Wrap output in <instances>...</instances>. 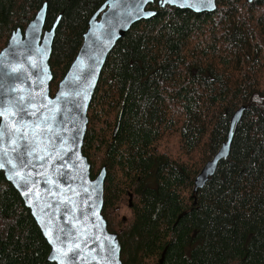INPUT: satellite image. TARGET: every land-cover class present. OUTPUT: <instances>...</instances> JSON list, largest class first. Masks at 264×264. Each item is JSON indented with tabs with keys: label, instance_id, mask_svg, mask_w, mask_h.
<instances>
[{
	"label": "trees",
	"instance_id": "obj_1",
	"mask_svg": "<svg viewBox=\"0 0 264 264\" xmlns=\"http://www.w3.org/2000/svg\"><path fill=\"white\" fill-rule=\"evenodd\" d=\"M104 1L0 0V49L45 2L43 28L59 16L53 94ZM148 8L155 14L133 23L103 64L82 144L92 178L105 166L102 213L120 259L264 264V0H216L213 11L198 13L157 0ZM241 105L228 156L191 196ZM49 250L0 172V264H56Z\"/></svg>",
	"mask_w": 264,
	"mask_h": 264
},
{
	"label": "water",
	"instance_id": "obj_2",
	"mask_svg": "<svg viewBox=\"0 0 264 264\" xmlns=\"http://www.w3.org/2000/svg\"><path fill=\"white\" fill-rule=\"evenodd\" d=\"M153 1L105 0L89 18L79 49L53 94L49 58L59 16L44 29L45 2L23 30L11 32L0 50V127L5 129L0 136V172L30 210L50 247V262L123 264L117 234L107 229L102 213L105 166L92 178L82 144L103 64L133 23L155 14L148 8ZM157 4L196 13L216 8V0H157ZM243 109L241 105L235 110L226 139L194 177L191 196L228 156ZM119 123L120 114L113 136ZM128 201L131 204V194Z\"/></svg>",
	"mask_w": 264,
	"mask_h": 264
},
{
	"label": "snow or ice",
	"instance_id": "obj_3",
	"mask_svg": "<svg viewBox=\"0 0 264 264\" xmlns=\"http://www.w3.org/2000/svg\"><path fill=\"white\" fill-rule=\"evenodd\" d=\"M145 2H147V0H145ZM12 71H16V69H12ZM22 99H23V98L21 97V100H22ZM20 110L23 111L24 109L21 108ZM4 133H5V129L2 128V127H0V136H3ZM14 143H15V142H14ZM41 159H43V158L41 157ZM21 179H23V178H21Z\"/></svg>",
	"mask_w": 264,
	"mask_h": 264
},
{
	"label": "bare ground",
	"instance_id": "obj_4",
	"mask_svg": "<svg viewBox=\"0 0 264 264\" xmlns=\"http://www.w3.org/2000/svg\"><path fill=\"white\" fill-rule=\"evenodd\" d=\"M64 76V75H63ZM61 80V79H60Z\"/></svg>",
	"mask_w": 264,
	"mask_h": 264
}]
</instances>
